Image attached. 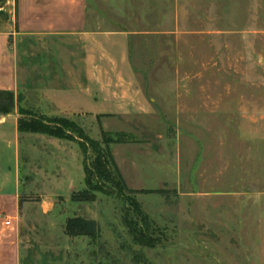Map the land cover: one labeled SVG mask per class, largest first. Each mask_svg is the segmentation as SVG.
Returning a JSON list of instances; mask_svg holds the SVG:
<instances>
[{"label": "rangeland", "instance_id": "rangeland-1", "mask_svg": "<svg viewBox=\"0 0 264 264\" xmlns=\"http://www.w3.org/2000/svg\"><path fill=\"white\" fill-rule=\"evenodd\" d=\"M88 3L91 29L124 40L145 103L121 113L105 97L89 108L103 114H63L44 93L13 94L0 110V190L19 183L23 253L67 264H264V0ZM25 113L64 117L96 141L101 129L131 135L109 148L164 245L131 241L119 198L82 200L78 135L20 133ZM78 218L92 235L67 234Z\"/></svg>", "mask_w": 264, "mask_h": 264}, {"label": "crops", "instance_id": "crops-1", "mask_svg": "<svg viewBox=\"0 0 264 264\" xmlns=\"http://www.w3.org/2000/svg\"><path fill=\"white\" fill-rule=\"evenodd\" d=\"M116 39L91 29L88 0H0V91L44 93L63 114H103L89 108L105 97L117 112L135 109L144 98L132 82L125 42ZM30 50L33 83L24 66ZM73 96L83 102L72 104ZM18 184L0 190V264H67L23 253Z\"/></svg>", "mask_w": 264, "mask_h": 264}, {"label": "trees", "instance_id": "trees-1", "mask_svg": "<svg viewBox=\"0 0 264 264\" xmlns=\"http://www.w3.org/2000/svg\"><path fill=\"white\" fill-rule=\"evenodd\" d=\"M13 94L11 91H0L1 111L7 112L12 107ZM25 114L30 119L18 121L17 129L20 133H45L57 138L67 137L66 132L78 135L83 154L86 186V191L81 197L82 200H95L96 192L119 198L124 206L122 220L131 241L136 245L150 249L164 245L165 237L162 232L153 225L136 199L129 195L135 191L126 187L109 148L111 144L133 142L135 139L131 135L121 132L112 135L101 129V140L96 141L85 135L73 121L64 117L48 118L43 115ZM137 192L142 193V191ZM88 226L87 222L78 218L68 221L66 232L69 236L92 235L94 230L87 229Z\"/></svg>", "mask_w": 264, "mask_h": 264}, {"label": "built area", "instance_id": "built-area-1", "mask_svg": "<svg viewBox=\"0 0 264 264\" xmlns=\"http://www.w3.org/2000/svg\"><path fill=\"white\" fill-rule=\"evenodd\" d=\"M9 223V221H5V224H8Z\"/></svg>", "mask_w": 264, "mask_h": 264}]
</instances>
